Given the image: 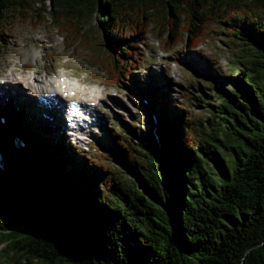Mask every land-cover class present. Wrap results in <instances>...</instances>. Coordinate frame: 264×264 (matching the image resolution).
Here are the masks:
<instances>
[{
	"label": "trees",
	"instance_id": "1",
	"mask_svg": "<svg viewBox=\"0 0 264 264\" xmlns=\"http://www.w3.org/2000/svg\"><path fill=\"white\" fill-rule=\"evenodd\" d=\"M34 5L72 40H86L84 22L95 19L103 52L123 69L138 66L135 35H145L155 15L167 21L170 39L182 21L189 41L212 21L230 54L234 88L203 78L219 98L208 116L152 94L159 143L151 133L146 145L126 132L111 135L128 171L111 169L99 186L82 184V174L103 176L110 165L88 162L49 130L23 139L27 110L0 126L2 257L10 264H264V0H0V32L7 13ZM127 26L134 36L125 42ZM65 156L72 170L62 167Z\"/></svg>",
	"mask_w": 264,
	"mask_h": 264
},
{
	"label": "rangeland",
	"instance_id": "2",
	"mask_svg": "<svg viewBox=\"0 0 264 264\" xmlns=\"http://www.w3.org/2000/svg\"><path fill=\"white\" fill-rule=\"evenodd\" d=\"M48 5L47 3L46 7ZM41 9V5H34L31 11L7 13L2 19L0 109L5 110L2 113L8 118H18L26 110L29 112L30 128L22 130L23 139L26 141L28 135H35L37 130H49L45 123H39L35 105L38 103L40 107V104L39 99L36 101V96L47 95L50 92L55 94L61 76H67L72 83L80 81L78 82L80 86L77 87L81 88L83 94L80 93L79 97L85 101L96 102L97 111L92 119L97 123V127L89 130L86 136L75 142L63 129L62 135L53 130L58 129V126L53 127L52 114V131L48 132L55 136L59 135L57 141L70 140L76 148L85 152L84 156L88 162L96 163L98 166L100 163L110 165L107 168L102 167L103 170H107V174L103 176L92 171L83 173L80 179L82 184L86 183L91 187L102 185L109 177L108 171L111 169L121 171L125 177L128 169L121 156L109 148V142L105 141L110 134L123 136V132H126L132 143L146 145L148 143L145 141L151 133L153 139L157 141L155 134L157 122L139 85L143 80L150 82V76L163 79V82L157 81V84H152L147 89L155 94L165 93L185 112L202 116L204 114L208 116V111H214L219 102L214 88L203 82L205 74H210L213 84L221 86L226 91L234 88L227 79L232 71L229 65L230 54L222 43H216L220 28L212 21L202 26V35L197 40L189 41L188 37L192 36L187 33L188 27L184 21L181 23L178 38L174 35L170 39L167 21L160 15H155L146 34L135 35L136 40L142 38L133 51L139 59H135L139 66L123 69L120 63L115 67L112 59L103 52L106 44L95 25V19L84 22V25L87 24L84 26V30L87 31L86 40H79L78 44L72 45L69 43L71 40L64 38L53 25L49 14H44ZM132 31L134 30L129 26L125 28L123 32L125 42L132 41L131 37L134 36ZM132 73H136L140 81L138 84L134 82ZM31 74H34V81L36 79L38 83L40 82L42 91H38L37 82L34 90L29 89L30 84H25V79L27 78L28 83ZM70 75L77 76L78 80L71 79L73 77ZM9 78L10 84L3 85ZM85 94L88 96L85 97ZM54 102L57 105L62 104L56 98ZM10 108H14L13 111ZM99 138L103 140L102 144L98 142ZM70 160L65 156L60 161L64 170H72ZM131 176L132 179H136L133 173ZM144 192L147 193L146 190ZM4 246H0V264H10L2 257Z\"/></svg>",
	"mask_w": 264,
	"mask_h": 264
},
{
	"label": "bare ground",
	"instance_id": "3",
	"mask_svg": "<svg viewBox=\"0 0 264 264\" xmlns=\"http://www.w3.org/2000/svg\"><path fill=\"white\" fill-rule=\"evenodd\" d=\"M13 70H14V68H13ZM11 72H12V70H11ZM27 76V75H26ZM1 77V76H0ZM61 77H65V75L64 76H61ZM60 77V78H61ZM10 78L7 80H5V82L3 83V85H9L10 84ZM60 81V80H59ZM37 81H36V79H35V83H36ZM60 83V82H59ZM2 84V83H1ZM22 84V83H21ZM25 84H29V83H27V78L25 79ZM29 86V85H28ZM37 88H38V91H42L43 90V88H41V85H40V82L38 83L37 82ZM70 87H73V86H71V85H67L66 83H60L59 84V87H57L56 88V92H55V94L53 93V94H51V92H50V94H47V95H39L41 98H45V99H48V98H51L52 97V102H54V99L56 98V100L57 101H59L60 103H63V101L66 99L67 101H70V100H75V99H80V98H78L79 97V95H80V93H82V90H81V88H79V87H77V86H75L74 87V89L73 88H70ZM70 90H75L76 91V95L74 96V98H71V97H66V96H64V94H65V92H69ZM3 94H5V92L3 91L2 92ZM83 94V93H82ZM88 95L87 94H85V97H87ZM76 97V98H75ZM81 102H82V104H83V109H85V111L87 112V113H94L96 110H97V107L96 106H93L91 103H94V102H91V101H85V100H81ZM90 102V103H89ZM68 103V102H67ZM95 115V114H94ZM72 119V121H73V123L74 124H77V120H76V117H72L71 118ZM57 122V121H56Z\"/></svg>",
	"mask_w": 264,
	"mask_h": 264
},
{
	"label": "water",
	"instance_id": "4",
	"mask_svg": "<svg viewBox=\"0 0 264 264\" xmlns=\"http://www.w3.org/2000/svg\"><path fill=\"white\" fill-rule=\"evenodd\" d=\"M251 248H253V247H251ZM250 249V248H249Z\"/></svg>",
	"mask_w": 264,
	"mask_h": 264
}]
</instances>
